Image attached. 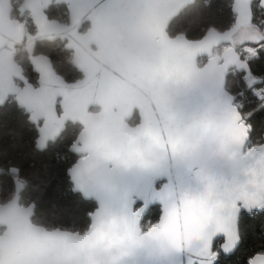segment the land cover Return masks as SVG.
I'll list each match as a JSON object with an SVG mask.
<instances>
[{
	"label": "snow or ice",
	"instance_id": "1",
	"mask_svg": "<svg viewBox=\"0 0 264 264\" xmlns=\"http://www.w3.org/2000/svg\"><path fill=\"white\" fill-rule=\"evenodd\" d=\"M65 3L69 25L48 19L52 0H24L31 32L7 19L8 0H0V105L11 101L23 110L39 150L69 120L83 125L71 145L78 158L67 172L71 191L96 207L82 231L39 223L35 204L20 202L26 181L19 169L0 170L15 185L0 202V264H222V255L242 243V215L264 212V142H253L250 123L264 110V76L251 67L264 55V19L254 22V0H233L232 22L208 26L195 38L172 35L168 25L196 0H127L126 7L109 0L92 12L94 27L115 28L123 56L143 55L148 63L156 107L131 128L122 117L109 126L88 116L49 60L34 55L38 39L75 35L86 10L78 11L76 0ZM256 7L264 9V0ZM84 46L76 45L74 62L87 76ZM21 51L39 74L35 82L17 61ZM237 74L243 88L234 94L228 77ZM246 91L257 101L248 112L238 99ZM151 204L160 214L145 223ZM247 264H264V251Z\"/></svg>",
	"mask_w": 264,
	"mask_h": 264
},
{
	"label": "trees",
	"instance_id": "2",
	"mask_svg": "<svg viewBox=\"0 0 264 264\" xmlns=\"http://www.w3.org/2000/svg\"><path fill=\"white\" fill-rule=\"evenodd\" d=\"M254 2V22L264 18V9L256 7ZM231 0H196L194 6L186 9L171 22L168 32L172 35L187 33L195 38L211 25L226 28L233 19ZM50 18L60 21L68 20L67 7L64 4H52L47 11ZM36 52L48 55L58 73L67 80H75L81 74L71 63V51L64 47L61 40L39 41ZM23 66L26 75L36 80V74L29 66L28 55L24 57ZM257 76H264V55L251 64ZM227 87L238 93L243 88L240 75H230ZM244 111L248 112L257 105L256 99L246 91L242 96ZM253 125L251 137L253 142H264V110L257 111L250 119ZM77 130L73 126L64 131L58 140L50 143L44 150L35 146L37 132L25 114L14 102L0 106V170L9 167L19 169V174L26 181L21 192V203L35 204L33 219L50 226L84 230L89 224L88 214L96 204L84 199L79 193L71 191L67 174L68 167L76 156L69 150ZM13 177L6 171L0 172V202L7 201L15 191ZM160 214L158 206L150 210L146 219L157 220ZM242 243L232 255H222V264H247L254 253L264 251V212L254 215L243 214L240 222Z\"/></svg>",
	"mask_w": 264,
	"mask_h": 264
},
{
	"label": "water",
	"instance_id": "3",
	"mask_svg": "<svg viewBox=\"0 0 264 264\" xmlns=\"http://www.w3.org/2000/svg\"><path fill=\"white\" fill-rule=\"evenodd\" d=\"M231 1L233 2V0ZM255 1L256 0H254V2ZM53 3L66 4L65 0H52V4ZM107 3H109V0H76L74 7L78 11H86L84 16L80 20L75 35L67 34L55 36L53 38L38 39L34 44V55L44 56L49 60L51 68L54 70L56 76L61 81H63L64 84L70 86L68 89L69 91H74L76 93L74 102L78 106L83 107L88 116L97 118L100 123L109 126L114 123H119V118L122 117L123 124L131 128L132 126L127 123L126 119L132 116V113L135 109H138L140 121L135 126H133L136 127L142 122V113H146L150 109L154 110L156 107L155 93L146 75L148 63L143 55L137 56L133 59H128L122 55V49L117 43V33L113 26L104 25L99 28L94 27L93 20L90 19L92 12L103 7ZM23 4L24 0L18 7L19 11H21V13H24L26 11L29 12V10L26 8L23 9V11L21 10ZM121 4L122 6L126 7L127 0H121ZM13 7L14 0H8L9 10L7 12V19L16 23H21L19 19H14L12 17ZM30 18L32 19L33 23V17L31 16V14ZM48 19L50 21H55L64 25H69L71 23L69 9L68 23H63L58 19H52L49 16ZM87 23L89 24V28L86 31H83L84 25ZM170 24L168 25V29ZM137 27H139V25H137ZM42 40H61V42L64 43V47L73 53L71 63L78 69V71L82 73L83 77L75 81L68 82L62 75H60L56 71L49 56H47L46 54H36V43ZM81 41H83V45H85L83 47L84 56L82 57V62L86 63L89 67V74L87 76H85V73L82 71L81 67L74 62V57H76L77 55L76 45L80 44ZM34 72L38 74V72H36L35 70ZM60 97H62L60 105L63 110V96H57L56 104ZM92 106H98L101 107V109L99 112H91L90 109ZM77 122L80 123L79 121H75V123ZM80 133L78 134V136L80 135ZM23 189L21 190V192L23 191ZM152 206L159 205L151 204L148 209H146V212ZM235 251L227 255H232L235 253Z\"/></svg>",
	"mask_w": 264,
	"mask_h": 264
},
{
	"label": "flooded vegetation",
	"instance_id": "4",
	"mask_svg": "<svg viewBox=\"0 0 264 264\" xmlns=\"http://www.w3.org/2000/svg\"><path fill=\"white\" fill-rule=\"evenodd\" d=\"M23 2V0H14V7H13V10H12V17L14 18V19H19L20 20V22H21V19H27V21H26V24H24L25 25V27L29 30V31H31V32H35V28L34 27H32V25H33V23H32V19L30 18V12H28V11H26V12H22L21 13V11H19V6L21 5V3ZM54 4V3H53ZM52 5V4H51ZM64 5H66V4H64ZM66 7H67V5H66ZM50 8V7H49ZM49 8L47 9V11L49 10ZM67 13H68V9H67ZM48 14V13H47ZM49 16V15H48ZM52 19H54V18H52ZM62 22V21H61ZM22 23V22H21ZM63 23H68V20L67 21H63ZM23 24V23H22ZM89 28V24L87 23V24H85L84 25V28H83V31H86L87 29ZM43 41V40H42ZM39 42V41H38ZM37 42V43H38ZM37 43H36V45H37ZM35 52H36V47H35ZM36 54H45V53H42V52H36ZM27 55V53H25L24 55H23V57L21 58V61L20 62H18L19 64H20V66L24 69V74L26 75V70H27V68L25 69V67L23 66V63H24V57ZM71 55L73 56V53L71 52ZM48 56V55H47ZM72 56H71V60H72ZM28 58H29V56H28ZM54 65V64H53ZM29 66L31 67V69H32V71L34 72V70H33V67H32V65H31V63H30V59H29ZM57 71V70H56ZM80 72V71H79ZM35 73V72H34ZM36 74V80H37V78H38V74L37 73H35ZM60 74V73H59ZM80 76L79 77H77L75 80H77V79H79V78H81V77H83V75H82V73L80 72ZM61 75V74H60ZM27 76V75H26ZM63 76V75H62ZM64 77V76H63ZM65 78V77H64ZM66 79V78H65ZM36 80H32L33 82H35ZM67 80V79H66ZM75 80H67L68 82H72V81H75ZM62 100V97H60L59 99H58V101H57V104H56V108H57V111L58 112H63V110H62V108H61V103H60V101ZM19 108V107H18ZM100 109H101V107H98V106H92L91 107V109H90V111L91 112H99L100 111ZM22 110V109H21ZM22 112H23V110H22ZM23 114H25L24 112H23ZM26 115V114H25ZM26 117H27V115H26ZM28 119V118H27ZM126 121H127V123L130 125V126H135L139 121H140V115H139V110L138 109H135L134 110V112L132 113V116L130 117V118H128V119H126ZM71 126H73L74 128H75V130H77V132H76V135H75V138H74V140H76V138H77V136H78V134L82 131V128H83V125L82 124H80V123H75V122H73V121H68L67 123H66V126H65V129L63 130V132L64 131H66V129L67 128H69V127H71ZM62 132V133H63ZM61 133V134H62ZM61 136V135H60ZM59 136V137H60ZM58 137V138H59ZM37 138V137H36ZM58 138L55 140V141H53V142H50V143H54V142H56L57 140H58ZM73 140V141H74ZM49 143V144H50ZM73 143V142H72ZM72 143L70 144V146H69V150H70V147H71V145H72ZM48 144V145H49ZM71 151V150H70ZM72 152V151H71ZM73 153V152H72ZM75 156H76V158H75V161H76V159L78 158V156H77V154H75V153H73ZM74 161V162H75ZM73 162V163H74ZM72 163V164H73ZM71 164V165H72ZM70 165V166H71ZM69 166V167H70ZM68 167V168H69ZM68 170V169H67ZM67 174H68V172H67ZM70 180V179H69ZM15 190V189H14ZM13 194H14V192H13ZM159 207V206H158ZM152 208H154V206H152L151 208H149V210L146 212V214H145V216H144V222L145 223H147V221H149V220H151V219H146V216L149 214V212H150V210H152ZM159 209H160V207H159ZM151 221H153V220H151ZM154 222V221H153Z\"/></svg>",
	"mask_w": 264,
	"mask_h": 264
},
{
	"label": "built area",
	"instance_id": "5",
	"mask_svg": "<svg viewBox=\"0 0 264 264\" xmlns=\"http://www.w3.org/2000/svg\"><path fill=\"white\" fill-rule=\"evenodd\" d=\"M26 21H27V19H21V22L23 23V24H26ZM25 54V52H23V51H21V52H19V54L17 55V61L18 62H20L21 61V58L23 57V55ZM251 93V92H250ZM252 95V94H251ZM254 97V96H253ZM255 98V97H254ZM238 99L239 100H241V101H243L242 100V96H238Z\"/></svg>",
	"mask_w": 264,
	"mask_h": 264
},
{
	"label": "rangeland",
	"instance_id": "6",
	"mask_svg": "<svg viewBox=\"0 0 264 264\" xmlns=\"http://www.w3.org/2000/svg\"><path fill=\"white\" fill-rule=\"evenodd\" d=\"M264 19V18H263Z\"/></svg>",
	"mask_w": 264,
	"mask_h": 264
}]
</instances>
